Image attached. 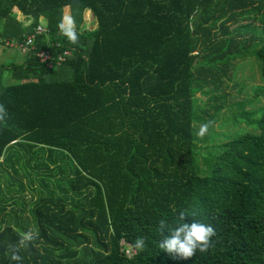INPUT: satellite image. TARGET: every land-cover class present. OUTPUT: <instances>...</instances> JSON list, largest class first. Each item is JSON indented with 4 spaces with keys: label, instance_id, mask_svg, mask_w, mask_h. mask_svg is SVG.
<instances>
[{
    "label": "trees",
    "instance_id": "obj_1",
    "mask_svg": "<svg viewBox=\"0 0 264 264\" xmlns=\"http://www.w3.org/2000/svg\"><path fill=\"white\" fill-rule=\"evenodd\" d=\"M66 9L77 44L57 27ZM39 25L24 62L0 65V264L29 228L20 264H264V108L207 148L194 126L196 74L253 57L264 96V0H0L4 40ZM45 49L70 57L48 70ZM179 211L216 230L189 260L158 246Z\"/></svg>",
    "mask_w": 264,
    "mask_h": 264
},
{
    "label": "rangeland",
    "instance_id": "obj_2",
    "mask_svg": "<svg viewBox=\"0 0 264 264\" xmlns=\"http://www.w3.org/2000/svg\"><path fill=\"white\" fill-rule=\"evenodd\" d=\"M65 15H70L69 10L64 11ZM85 21L87 26L91 27L92 17L89 13L85 14ZM259 32L261 31L259 30ZM238 36L237 34L236 37ZM252 49L253 44L248 42L240 48L239 55L247 56ZM218 69L206 74H202V72L196 74L199 82L195 83V86L199 88V91L194 96V112L200 122L194 126L199 130L201 124L211 122L208 133L204 137H200L202 140L207 139L206 142L199 144L198 147L207 148L210 144L214 145L216 141L226 140L253 129V126L249 127L245 124V120L238 119L239 121H237L241 114L240 110L250 112L260 109L259 115H261V110L264 108V96L257 94V98H255L252 93L254 90L262 89L260 87L262 82L261 85L259 82L261 79L260 65L253 57L234 59L226 65H220ZM71 77V70H67L58 81H69ZM15 83L17 82L15 81ZM63 165L70 167L69 159H66ZM0 185H3L2 182ZM14 187L16 190L18 183Z\"/></svg>",
    "mask_w": 264,
    "mask_h": 264
},
{
    "label": "clouds",
    "instance_id": "obj_3",
    "mask_svg": "<svg viewBox=\"0 0 264 264\" xmlns=\"http://www.w3.org/2000/svg\"><path fill=\"white\" fill-rule=\"evenodd\" d=\"M58 29L69 42L77 44L79 42V33L77 31L75 18L71 15H65L58 23ZM9 118V112L6 105L0 102V123H6ZM211 122L200 125L197 135L204 137L209 130ZM195 213L189 215L187 211H179L170 223L161 218L158 221V231L161 239L158 246L168 254H174L183 260H189L195 256L197 251L205 253L213 246L212 238L216 236L215 227L211 223H204L194 219ZM191 217V222H186ZM40 239L37 230L29 228L22 232L16 244L9 248L10 264H20L22 257L20 250L35 246V242ZM146 246V237L137 236L133 244L137 251L143 250Z\"/></svg>",
    "mask_w": 264,
    "mask_h": 264
},
{
    "label": "built area",
    "instance_id": "obj_4",
    "mask_svg": "<svg viewBox=\"0 0 264 264\" xmlns=\"http://www.w3.org/2000/svg\"><path fill=\"white\" fill-rule=\"evenodd\" d=\"M48 32L47 28L39 25L33 29L32 32L22 35L21 40L8 39L4 40L0 35V50L2 48H10L19 51L22 54H27L34 49L35 42L39 36L46 34ZM59 47V45H55ZM70 57V52L68 50H63L59 53L53 52L51 49L42 50L38 54L39 61L48 70H52L60 64L64 63ZM128 253V252H127Z\"/></svg>",
    "mask_w": 264,
    "mask_h": 264
},
{
    "label": "crops",
    "instance_id": "obj_5",
    "mask_svg": "<svg viewBox=\"0 0 264 264\" xmlns=\"http://www.w3.org/2000/svg\"><path fill=\"white\" fill-rule=\"evenodd\" d=\"M19 22H21L24 26H27L29 24V21H27L24 17L18 18ZM25 60V56L20 54L17 50H2L0 51V65L9 66L10 64H16L21 65ZM9 204V203H8ZM7 204V208H9ZM16 210L15 207H12Z\"/></svg>",
    "mask_w": 264,
    "mask_h": 264
}]
</instances>
